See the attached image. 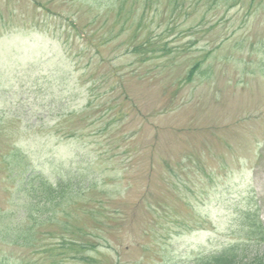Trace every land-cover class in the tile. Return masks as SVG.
<instances>
[{"label":"rangeland","instance_id":"1","mask_svg":"<svg viewBox=\"0 0 264 264\" xmlns=\"http://www.w3.org/2000/svg\"><path fill=\"white\" fill-rule=\"evenodd\" d=\"M143 1L0 0V198L7 153L54 182L87 162L113 186L91 203L112 220L87 226L91 264L227 246L249 264L264 254L240 221L250 208L264 227V0ZM68 247L61 260L88 263Z\"/></svg>","mask_w":264,"mask_h":264},{"label":"trees","instance_id":"2","mask_svg":"<svg viewBox=\"0 0 264 264\" xmlns=\"http://www.w3.org/2000/svg\"><path fill=\"white\" fill-rule=\"evenodd\" d=\"M112 1V9L116 8L117 14L123 13L124 10L134 14L138 5L144 2L143 0ZM137 2L139 3L136 6L132 4ZM195 65L201 67L200 63ZM191 76L192 74L189 73L188 77ZM72 83L75 85L74 81ZM120 84L123 89V82ZM1 157L7 170L13 169L7 176L11 185L6 187L4 196L0 198L2 201L0 203V264H66V260L59 258L58 250H63L67 245H69L67 249L72 252L68 256L70 260L80 258L91 264L92 258L90 256V259L87 258L85 254L87 251L98 249L100 243L89 242L87 238H98L96 236L98 232L88 230L87 226L89 227L92 222L112 221L111 214L99 211L101 208L95 210L91 206L95 200L103 202L106 198L110 201L109 196L113 186L108 185V175L107 178L102 177L101 173L93 171L92 164L89 163L88 166L87 162H84L79 169H72L67 174L61 173L54 182L24 163V159L17 151ZM8 165L12 167L9 169ZM130 188L127 187L125 193ZM79 199L82 201L77 203ZM74 203L78 204L77 216H73L71 211L66 213L64 210L65 204L73 206ZM147 207V215L150 219H155L158 208L150 204H147ZM81 208L85 211L82 212ZM252 212L249 208L240 213L243 214L240 218L241 223L242 220L244 221L243 229L247 230V236L253 234L264 240V227ZM81 214L84 216L82 217ZM102 218L105 220H101ZM75 222H78V225L75 224L76 228L72 226L73 232L82 235L86 240L79 241L75 237L74 239L69 237L68 231L71 226L68 223ZM176 228L185 229L187 225L178 222ZM18 250H21V253L14 256ZM243 256L242 250L227 246L219 252L197 255L192 261L194 264H243ZM249 264H264V254L254 256Z\"/></svg>","mask_w":264,"mask_h":264}]
</instances>
